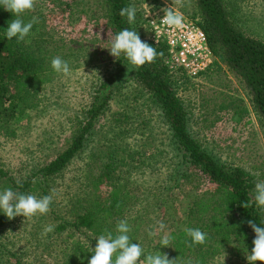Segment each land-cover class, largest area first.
Segmentation results:
<instances>
[{
  "label": "rangeland",
  "instance_id": "1",
  "mask_svg": "<svg viewBox=\"0 0 264 264\" xmlns=\"http://www.w3.org/2000/svg\"><path fill=\"white\" fill-rule=\"evenodd\" d=\"M226 2L233 22L248 36L264 42V0ZM132 3L142 18L139 35L143 40L149 36L148 19L158 11L172 9L190 17L197 13L195 0ZM27 14L29 20H38L34 24L35 41L44 49L42 57L48 66L44 68V77L49 81L32 83L36 88L31 94V108L19 123L0 126V170L8 175L0 176V190L15 182L18 186L14 190L20 191L18 187H23L31 176L66 150L97 89L110 76L119 74L116 98L98 118L84 150L63 173L48 181L57 213L71 219L82 210L77 201L85 197L86 175L91 167L104 163L105 151L115 141L126 153L131 150L149 158L148 169L138 170L135 162L125 177L136 189L132 193L136 204L129 219L138 217L140 244L146 251L155 252L161 246L159 239L164 233H149L163 223L165 232L173 239L169 247H161L160 251L177 259L176 264H249L246 255L253 246L229 238L230 243L221 248V232H214L213 228L206 231L204 219L198 211H192V202L211 197L214 187L199 174L181 176L185 165L175 150L158 104L135 80L136 69L110 55L107 47L115 35L109 25L106 0H34V8ZM56 56L68 61L70 74L53 72L51 59ZM169 82L188 113L190 133L202 147L219 162L246 169L256 182L264 180V125L253 109L246 87L227 64L219 59L200 78L177 81L184 82L179 88L173 80ZM121 113L128 115L122 128L133 126L136 132L120 134L117 119ZM45 180L39 175L32 183L40 189ZM38 191L32 194L39 198ZM3 218L6 220L0 225V264H15V258L22 264H69L68 259L78 255L82 247L94 245L97 237L87 230L83 234L75 232L70 226L56 230L62 220H56L50 208L46 214L31 219L18 216L9 220L0 214V220ZM48 227L51 232L45 231ZM188 227L212 235L215 244L209 251L193 246L196 244L185 234Z\"/></svg>",
  "mask_w": 264,
  "mask_h": 264
},
{
  "label": "trees",
  "instance_id": "2",
  "mask_svg": "<svg viewBox=\"0 0 264 264\" xmlns=\"http://www.w3.org/2000/svg\"><path fill=\"white\" fill-rule=\"evenodd\" d=\"M195 1L197 13L191 17L207 35L216 58L213 68L219 59L227 64L246 87L253 109L259 121L264 125V42L248 36L233 22L226 0ZM106 2L109 25L114 35L123 28H135L139 34L142 18L138 12L135 23L132 25L128 24L126 17L119 15L121 8L133 5L132 0H106ZM12 19L14 16L11 13L0 8L1 127L15 125L27 114L31 108V94L36 88L32 86L33 82L40 84L49 81V78L44 77V68H48L42 57L44 49L35 41L36 25L26 42L17 43L15 39L8 41L4 37V31ZM25 19L29 20L27 12ZM141 40L155 48L157 53H163V55H157L152 62L135 68V80L150 93L161 110L170 130L175 150L181 155L182 164L185 165L181 176L186 178L188 174L196 173L214 187L211 197L203 196L200 200L192 202V211H198V216L204 219L206 231L213 228L214 232H221L222 237H219L222 241L221 248L225 246L224 243H230L229 238H235L245 246H253L255 233L248 221L260 223L261 219H264L252 201L251 194L256 183L255 177L242 167L219 162L193 137L189 131L188 113L173 85L169 82L170 79L173 80L179 88V85L191 80L182 72L171 73L165 63L168 57L165 44L155 46L148 39ZM121 61L127 62L123 57ZM118 77H120L119 74L110 76L97 89L92 105L86 111L84 121L79 122L69 147L31 176L23 187H18L19 192L32 194L39 190L38 192L41 191L40 197L51 195L48 181L63 173L76 156L84 150L89 137L94 132L98 118L105 110L111 108V103L116 98L115 83ZM182 79L184 82L178 84L177 81H182ZM127 119L128 115L122 113L117 119L118 127H121V135L136 132L133 126L127 125L129 128H122V124L127 122ZM105 153L102 159L104 163L101 166L91 167L90 173L86 175L85 197L77 201L82 210L77 211L73 218L65 219L57 213L55 203L51 201V213L56 216V220H62L59 225L57 224L56 230L70 226L75 232L83 234L87 230L92 235L98 236L105 231H115L116 224L121 219H127L131 227L130 236L134 240L133 243H140L141 225L138 217L129 219V213L134 210L136 204V198L132 194L136 192V189L131 187L125 177H127V172L134 168L135 162H138L136 166L138 170L148 169L147 160L149 158H144L140 153L135 154L131 150L126 153L115 141L109 143ZM133 154L136 159L132 156ZM39 175L46 179L41 185L42 189H38L32 183L33 178ZM0 176L7 177L8 175L0 170ZM7 180L13 181L12 179ZM17 186L15 182L8 185L13 189ZM5 220L6 218L0 220V225L4 224ZM93 243L94 245L88 244L85 249L82 247L81 251L76 249L75 251H79V254L72 256L71 260L68 259L69 264H87L86 257H91V249H95L96 240ZM213 244H215L213 236L206 235L205 243L193 246L209 251ZM217 249L219 246L214 247L213 252ZM172 259L174 260V257ZM14 260L15 264H22L17 258Z\"/></svg>",
  "mask_w": 264,
  "mask_h": 264
},
{
  "label": "clouds",
  "instance_id": "3",
  "mask_svg": "<svg viewBox=\"0 0 264 264\" xmlns=\"http://www.w3.org/2000/svg\"><path fill=\"white\" fill-rule=\"evenodd\" d=\"M0 8L14 16L4 31V37L8 41L15 39L17 43L26 42L31 35L34 24L38 22L36 17L30 20L25 19V13L34 8V0H0ZM119 15L126 17L129 25L135 23L137 8L129 5L121 8ZM162 25L175 31L184 28L183 16L166 9ZM109 40V39H108ZM107 49L110 55L121 60V57L134 68L152 62L157 55L156 49L142 42L135 28H123L118 31L109 41ZM51 69L56 74L68 75L71 72L68 61L60 56L51 59ZM252 201L258 212L264 217V180L255 183L252 190ZM52 201L51 195L37 197L30 193H23L11 187L0 190V214L9 220L18 216L31 219L37 215H44L49 211ZM255 233L251 253L246 255L249 264H264V219L260 223L248 221ZM165 225L160 223L158 228L150 232V236H155L156 232L164 233L160 239L161 245L155 252L146 251L140 243H133L130 236L131 227L127 219H121L115 227V231H105L96 237V246L92 250V255L87 258V264H176L177 259H170L167 253L160 251L161 247H169L173 237L165 232ZM51 232L52 228L45 229ZM186 237L190 238L192 244H203L206 241V233L200 228L188 227ZM188 264V262H185Z\"/></svg>",
  "mask_w": 264,
  "mask_h": 264
},
{
  "label": "built area",
  "instance_id": "4",
  "mask_svg": "<svg viewBox=\"0 0 264 264\" xmlns=\"http://www.w3.org/2000/svg\"><path fill=\"white\" fill-rule=\"evenodd\" d=\"M176 13L183 16V29L173 31L162 25L160 21L165 10H161L148 19V40L155 46L166 45L168 57L165 63L171 73L182 72L190 80H196L213 68L216 58L206 33L196 20Z\"/></svg>",
  "mask_w": 264,
  "mask_h": 264
}]
</instances>
